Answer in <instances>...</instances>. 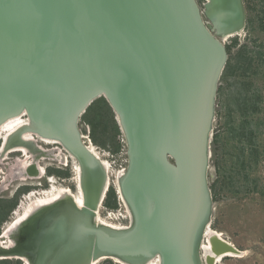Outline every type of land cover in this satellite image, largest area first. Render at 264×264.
I'll use <instances>...</instances> for the list:
<instances>
[{"label":"water","instance_id":"water-1","mask_svg":"<svg viewBox=\"0 0 264 264\" xmlns=\"http://www.w3.org/2000/svg\"><path fill=\"white\" fill-rule=\"evenodd\" d=\"M0 0V122L26 115L74 155L83 205L63 191L2 231L0 256L29 264H216L245 252L210 227L206 180L222 35L244 24L243 0ZM104 97L125 140L119 178L129 227L95 217L104 163L77 122ZM13 135L12 138H15ZM36 164L26 168L36 175ZM103 191V192H102ZM82 204V203H81ZM221 233V234H220ZM5 256V255H4Z\"/></svg>","mask_w":264,"mask_h":264},{"label":"rangeland","instance_id":"rangeland-1","mask_svg":"<svg viewBox=\"0 0 264 264\" xmlns=\"http://www.w3.org/2000/svg\"><path fill=\"white\" fill-rule=\"evenodd\" d=\"M197 1L203 9L205 0ZM243 2V26L238 33L223 38L227 61L215 93L206 180L211 194L210 227L221 232L225 239L245 253L242 256L221 257L216 264H264V0ZM77 127L87 143L88 139L84 137H89L91 126L80 117ZM215 135H218L216 142ZM117 138L122 143L117 153H112L109 149L113 146L109 132L99 138L105 142L106 147L91 142L99 153L100 161H106L110 165L109 172L105 170V177L109 175L108 188L113 186L115 191L118 173H124L128 159L126 145L121 141L123 135L120 134ZM1 145L0 141V150ZM34 146L52 153L46 156L36 152L37 156H41L36 160L37 165L46 166L47 174L50 175V171L58 184H64L74 191L76 184L73 181L70 158L62 164L58 157L53 156L64 149L63 146L42 144L36 140ZM2 153L1 150L0 203L5 207V201L13 202L15 198L17 200L15 199L16 203L1 221L0 234L5 223L12 219L16 207L32 189L48 187L44 177L35 179L28 174L27 178L24 176L26 181L20 180L22 176L18 173L25 170L16 165V159H27L23 157V152ZM66 172L68 175H64ZM104 199L99 207L100 216L113 225H122L113 218L110 219L111 217H103L106 210L113 209L105 205ZM118 213L119 210L115 211L116 215ZM130 221L129 217L123 222L129 225ZM7 238L8 236L1 235L2 245L5 244L2 240L7 241ZM200 260L205 264L202 250ZM0 264L24 263L19 258L6 257L0 258ZM96 264L120 263L112 258H102Z\"/></svg>","mask_w":264,"mask_h":264},{"label":"bare ground","instance_id":"bare-ground-1","mask_svg":"<svg viewBox=\"0 0 264 264\" xmlns=\"http://www.w3.org/2000/svg\"><path fill=\"white\" fill-rule=\"evenodd\" d=\"M239 31H240V29H238L234 33H230V32L224 33L222 35L223 36L222 39L224 37L231 36V35H233L235 33H238ZM13 135H16V137L12 138ZM35 140L39 141L42 144H48V145L49 144H56V143L58 144V141H56V139H51V138H47L45 136H42L38 132V130L35 129L34 124L31 122V120L26 115L16 114V115L7 117L6 119H4L3 121L0 122V141L2 142V145H1L2 152L5 154V152L8 153L11 150L12 151H17L18 150L20 152H23V154H24L23 157H25V158L27 157V159H22V158L21 159H16V165L18 167H20L21 169L24 168V170H25L24 172L19 171L20 172V173H18L19 176H22V177H20L21 178L20 180H25L27 178L26 175H28V173L26 172V168L31 166L32 165L31 163H33V162L36 163V160L39 157H41V156H37L36 152L37 153H39L38 151L43 152L42 155H46V156H47L48 153L51 152L50 150L47 152V151L41 149L40 147L35 148V146H34ZM89 148H90V150H92V152L95 154V156L97 158H100L99 157V153L97 152V149H96V147L93 144L89 143ZM55 150H57V149H55ZM3 153H2V155H4ZM29 153H30V155H29ZM50 155H52V153H50ZM53 156L58 157V160L62 164L68 162V158H70L71 163H72L73 181L76 184L75 190L72 191L69 187L65 186L64 184H58V182L56 181V178H55L54 175H51V174L47 175V179H48V183H49L48 187L46 189H39V190H33L32 189L31 192L28 193L26 195V197L20 202L18 207H16V210L13 212L12 219L10 218L11 220H9L8 223H5V226L3 227V230L5 229V227L9 223H11L28 206H30L31 204L37 202L38 200H40V199H42V198H44V197H46L48 195L53 194V193L58 192V191H63L65 193H67L68 195L72 196V198L74 199V201H75V203L77 204L78 207H81L83 205V195H82V192H81V189H80V185H79V182H78V173H79V170H80V164L77 161L76 157L74 155H72L66 149L65 150L61 149L58 152L57 155L54 154ZM102 163H104V169L106 171L108 170V172H109L108 168H109L110 165H108V162H106V161L104 162L103 161ZM38 167H39L38 168V170H39L38 172L39 173H37L36 175L30 174V175H32V178L33 177L36 178V176H40L41 173L45 172V170H44L45 166L44 165H40ZM125 171H124V173H125ZM119 173H118V176H117V181L115 182V188H116L117 193L121 197V202L123 201L122 203L126 207V212H127L128 216L131 218L130 209H129V207H128V205H127V203H126V201H125V199H124V197H123V195L121 193L120 186H119V181H118L119 178L124 173H120V174ZM43 175H44V173H43ZM109 184H110L109 183V175L107 174V176L105 177V181H104L102 190L106 191L108 186H109ZM101 195L102 194H100V197H99L96 209H95V217L97 219L101 220V221L109 223V222H107L106 220H104L100 216V213H98L99 212V207L102 205V201L104 199V197H103V199L101 200ZM104 195H105V193H104ZM116 217H117V219H115ZM112 218L114 219L115 222H118L117 220L120 218V216H115V217H112ZM112 218H110V219H112ZM109 224L113 225L112 223H109ZM129 225H125V226L129 227ZM114 226H123V225L116 224ZM2 237H5L4 233L2 234ZM4 255H1L0 258H6V257L21 258L23 260L24 264H29L30 263L29 260L27 259V257L21 256V255H12L10 253L9 254L6 253ZM228 255L233 256V254H228ZM235 256H242V255H235ZM100 259H102V258H99V259L94 258L88 264H96ZM113 259L116 262L120 263V264H124V262H122L121 260H119L117 258H113ZM159 261H160L159 256L158 255H154V256H152V258L150 260H148V262L146 264H159Z\"/></svg>","mask_w":264,"mask_h":264},{"label":"trees","instance_id":"trees-1","mask_svg":"<svg viewBox=\"0 0 264 264\" xmlns=\"http://www.w3.org/2000/svg\"><path fill=\"white\" fill-rule=\"evenodd\" d=\"M250 59H252L251 56H250ZM113 115L114 113L111 107L109 106L108 102L106 101V99L104 97H100L94 100L88 106V108L82 114L81 117L85 122H87L91 126V132L89 134V137L92 143L106 147L105 142H102L101 140H99V138L101 135H105L106 133L109 132L111 135V143L113 144V146L109 147V149L112 151V153H117L122 146L120 139H118L117 137L120 134L122 135V132L119 128V125L116 119L113 118ZM217 136L218 135H215L214 137L215 142L217 141ZM49 174H51L50 171H49ZM64 175H68V172H66ZM25 187L28 188L27 186ZM212 192H213V195L215 196L216 193L215 191H213V189H212ZM15 199L13 202H11V200L5 201V204H6L5 207H3L2 204L0 203V223L2 220H4L6 212H8L10 208L16 203L17 199L16 200ZM104 202H105V205L109 207L115 208L117 206L116 193H115L113 186L108 188ZM2 263H4V261H2Z\"/></svg>","mask_w":264,"mask_h":264},{"label":"built area","instance_id":"built-area-1","mask_svg":"<svg viewBox=\"0 0 264 264\" xmlns=\"http://www.w3.org/2000/svg\"><path fill=\"white\" fill-rule=\"evenodd\" d=\"M88 137V135H87ZM121 141H123L125 143L124 137L121 138ZM116 189V188H115ZM116 193V203H117V207L114 209H110V210H106L105 214L103 217H115V216H119L120 218L117 220L118 223H121L123 226L127 225L125 224L123 221H127V219L129 218L127 212H126V207H124L123 203L121 202V197L120 195L117 193V191H115ZM123 200V199H122ZM119 210V213L116 215L115 211Z\"/></svg>","mask_w":264,"mask_h":264},{"label":"flooded vegetation","instance_id":"flooded-vegetation-1","mask_svg":"<svg viewBox=\"0 0 264 264\" xmlns=\"http://www.w3.org/2000/svg\"><path fill=\"white\" fill-rule=\"evenodd\" d=\"M37 143H38V142H37ZM39 143H40V142H39ZM56 144H57V143H56ZM59 145H60V144H59ZM56 146H57V145H56ZM13 152H16V153L20 154V152H19L18 150H17V151H12V150H11V151H9L8 153H13ZM38 152H39L40 154L43 153V152H40V151H38ZM36 155H37V154H36ZM31 164H36V163L33 162V163H31ZM36 165H37V164H36ZM38 166H40V165H37V166H36V168H37V173H39V172H38V171H39V170H38V168H39ZM44 170H45V172H43L44 175H43V173H41V175H40V176H36L35 179H37V177H38V178H43V177H44L46 183L49 184V183H48V179H47V175H48V174H47L46 166H45V169H44ZM42 171H43V170H42ZM2 234H3V233L0 234V237H1ZM1 259H3V258H1ZM19 259H21V258H19ZM21 260H22V259H21Z\"/></svg>","mask_w":264,"mask_h":264}]
</instances>
